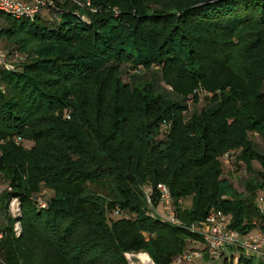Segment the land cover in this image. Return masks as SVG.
I'll use <instances>...</instances> for the list:
<instances>
[{
	"label": "trees",
	"instance_id": "16d2710c",
	"mask_svg": "<svg viewBox=\"0 0 264 264\" xmlns=\"http://www.w3.org/2000/svg\"><path fill=\"white\" fill-rule=\"evenodd\" d=\"M44 1L1 14V45L28 56L0 69V264H173L212 209L261 225L264 0ZM159 183L184 226L154 213Z\"/></svg>",
	"mask_w": 264,
	"mask_h": 264
},
{
	"label": "built area",
	"instance_id": "2783aa9c",
	"mask_svg": "<svg viewBox=\"0 0 264 264\" xmlns=\"http://www.w3.org/2000/svg\"><path fill=\"white\" fill-rule=\"evenodd\" d=\"M44 0H35L33 2H25L23 0H0V38L2 36V18L1 14L5 13L16 18L34 19L36 14L45 5ZM27 53L22 51H14L9 54L1 45L0 42V69L7 68L12 70L16 63L27 59ZM10 189L9 186L0 183V194L5 190ZM157 190L160 193V200L164 203L165 214L155 208V214L170 222L173 225L184 226V222L177 216L173 204L172 194L170 189L164 183L157 185ZM154 188L149 186L145 188L147 201L152 205V193ZM182 203V200H179ZM41 206H46V201L40 199ZM256 206L260 214L264 217V188L256 197ZM10 211L13 216L21 215V206L19 199L14 197L10 200ZM188 228L197 235L199 241L194 239L192 246L181 253L173 264L192 263L196 259L208 257L210 260H220L231 264H239L242 255L259 257L264 255V220L261 225L252 230L246 235L240 234L232 227V215L219 209H212L207 216L199 223H192ZM15 231L19 235L21 233L20 221L16 222ZM2 234H0V238ZM148 253H126L129 264H137L133 261V257ZM150 257V256H149ZM141 261V260H140ZM138 264H146L145 262ZM5 264V263H1ZM155 264V263H153Z\"/></svg>",
	"mask_w": 264,
	"mask_h": 264
},
{
	"label": "rangeland",
	"instance_id": "374dc122",
	"mask_svg": "<svg viewBox=\"0 0 264 264\" xmlns=\"http://www.w3.org/2000/svg\"><path fill=\"white\" fill-rule=\"evenodd\" d=\"M23 53H26V51H22ZM256 142L258 143L259 147L264 150V140H262L261 138H257L256 139ZM25 145L27 147H30L31 146V143L30 142H25ZM255 167L256 168H259L260 165L258 162H255ZM225 171H226V175H230L231 177V181L234 183V185L240 190L242 191L244 188H243V185H242V180L245 178V172L244 170L239 166V165H233V168L232 167H226L225 168ZM184 205L186 206H190L191 205V199L188 198L184 201ZM157 210L160 212V214H165V209H164V203L162 201H160V204L156 207ZM3 226V225H0V227ZM147 257L148 255H145V254H142L138 259L137 256L133 257V261H135V263L138 264V262H142V257ZM259 258V261H264L263 258L261 257H258ZM257 259V258H256ZM145 262V261H144ZM197 262L199 264H224L222 261L220 260H214V261H204V260H195L194 262L192 263H183V264H197ZM146 263V262H145ZM264 263V262H263ZM151 264V263H150ZM152 264H153V261H152ZM227 264H231L230 262L227 263Z\"/></svg>",
	"mask_w": 264,
	"mask_h": 264
},
{
	"label": "crops",
	"instance_id": "0c3cea01",
	"mask_svg": "<svg viewBox=\"0 0 264 264\" xmlns=\"http://www.w3.org/2000/svg\"><path fill=\"white\" fill-rule=\"evenodd\" d=\"M259 257H261V258H263V260H264V255L263 256H259ZM255 258V261L256 262H260V263H262V264H264L262 261H259V258L256 256V257H254ZM257 258V259H256ZM204 260V261H208V260H206L205 258H199V259H197V260ZM210 262V261H209ZM224 264H226V262H224V261H222ZM197 264H199L198 262H197Z\"/></svg>",
	"mask_w": 264,
	"mask_h": 264
},
{
	"label": "bare ground",
	"instance_id": "6f19581e",
	"mask_svg": "<svg viewBox=\"0 0 264 264\" xmlns=\"http://www.w3.org/2000/svg\"><path fill=\"white\" fill-rule=\"evenodd\" d=\"M140 256H141V255H140ZM141 259H142L143 262L145 261L146 264H150V263L152 264V261H153V260L151 259V257H149V256H147V257H146V256H145V257H142ZM153 263H154V262H153Z\"/></svg>",
	"mask_w": 264,
	"mask_h": 264
}]
</instances>
